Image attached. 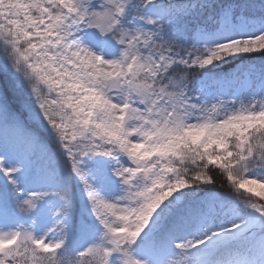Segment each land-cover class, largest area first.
<instances>
[{
	"label": "snow or ice",
	"instance_id": "6c2138e0",
	"mask_svg": "<svg viewBox=\"0 0 264 264\" xmlns=\"http://www.w3.org/2000/svg\"><path fill=\"white\" fill-rule=\"evenodd\" d=\"M0 264H264V0H0Z\"/></svg>",
	"mask_w": 264,
	"mask_h": 264
},
{
	"label": "trees",
	"instance_id": "16d2710c",
	"mask_svg": "<svg viewBox=\"0 0 264 264\" xmlns=\"http://www.w3.org/2000/svg\"><path fill=\"white\" fill-rule=\"evenodd\" d=\"M0 64H3V53H0ZM0 77H2V73H0Z\"/></svg>",
	"mask_w": 264,
	"mask_h": 264
}]
</instances>
